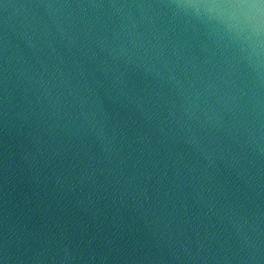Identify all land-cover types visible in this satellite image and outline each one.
<instances>
[{
    "label": "water",
    "instance_id": "95a60500",
    "mask_svg": "<svg viewBox=\"0 0 264 264\" xmlns=\"http://www.w3.org/2000/svg\"><path fill=\"white\" fill-rule=\"evenodd\" d=\"M0 264H264V0H0Z\"/></svg>",
    "mask_w": 264,
    "mask_h": 264
}]
</instances>
